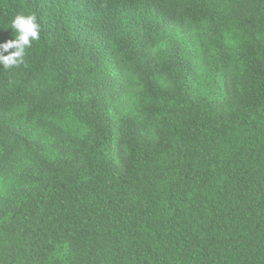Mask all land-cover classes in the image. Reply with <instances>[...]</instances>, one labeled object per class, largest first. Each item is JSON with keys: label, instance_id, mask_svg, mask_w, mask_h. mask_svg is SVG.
<instances>
[{"label": "trees", "instance_id": "obj_1", "mask_svg": "<svg viewBox=\"0 0 264 264\" xmlns=\"http://www.w3.org/2000/svg\"><path fill=\"white\" fill-rule=\"evenodd\" d=\"M0 264H264V0H0Z\"/></svg>", "mask_w": 264, "mask_h": 264}]
</instances>
